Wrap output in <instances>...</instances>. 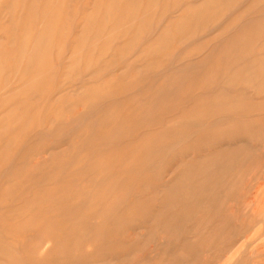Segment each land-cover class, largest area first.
I'll return each instance as SVG.
<instances>
[{
	"label": "rangeland",
	"instance_id": "374dc122",
	"mask_svg": "<svg viewBox=\"0 0 264 264\" xmlns=\"http://www.w3.org/2000/svg\"><path fill=\"white\" fill-rule=\"evenodd\" d=\"M0 97V264H264V0H0Z\"/></svg>",
	"mask_w": 264,
	"mask_h": 264
},
{
	"label": "bare ground",
	"instance_id": "6f19581e",
	"mask_svg": "<svg viewBox=\"0 0 264 264\" xmlns=\"http://www.w3.org/2000/svg\"><path fill=\"white\" fill-rule=\"evenodd\" d=\"M103 1H104V0H103ZM128 1H129V0H128ZM138 2H139V1H138ZM37 13H38V12H37ZM25 14H26V13H25ZM131 14H132V13H131ZM131 14H130V15H131ZM140 14H141V13H140ZM144 15H145V13H144ZM20 16H21V15H20ZM38 17H39V16H38ZM183 18H184V17H183ZM187 18H188V17H187ZM253 19H254V18H253ZM142 20H143V19H142ZM142 20H141V21H142ZM142 22H143V21H142ZM143 23H144V22H143ZM36 24H37V23H36ZM117 24H118V23H117ZM179 25H180V24H179ZM90 26H91V25H90ZM178 27H179V26H178ZM180 27H181V26H180ZM11 30H12V29H11ZM246 30H247V29H245V31H246ZM12 31H13V30H12ZM17 31H18V30H17ZM195 31H196V30H195ZM161 32H163V31H161ZM161 34H162V33H161ZM23 35H24V34H23ZM157 36H158V35H157ZM161 36H162V35H161ZM167 36H168V35H167ZM34 37H35V36H34ZM159 37H160V36H159ZM68 39H69V38H68ZM68 39H67V40H68ZM131 39H132V38H131ZM157 40H158V39H157ZM120 41H121V40H120ZM67 42H68V41H67ZM158 42H159V40H158L157 42H155V44L158 43ZM65 43H66V42H65ZM70 43H73V42H70ZM70 43H69V44H70ZM12 44H13V43H12ZM113 44H114V43H113ZM228 44H229V42H228ZM228 44H226V45H228ZM39 45H40V44H39ZM118 45H119V44H118ZM226 45H225V46H226ZM28 47H29V46H28ZM112 48H113V47H112ZM38 49H39V48H38ZM140 49H141V48H140ZM140 49H139V50H140ZM21 50H22V49H21ZM139 50H137V51H139ZM137 51H136V52H137ZM36 55H37V54H36ZM130 56H131V55H130ZM25 57H26V56H25ZM132 57H134V56H132ZM54 67H55V66H53V68H54ZM56 67H57V66H56ZM172 67H173V66H172ZM194 67H195V66H194ZM248 67H250V66H248ZM169 68H170V67H169ZM52 72H55V70L52 71ZM56 73H57V72H56ZM51 74H52V73H51ZM53 76H54V74H53ZM51 78H52V77H51ZM53 78H54V77H53ZM55 78H57V77H55ZM9 79H10V78H9ZM14 80H15V79H14ZM48 82H49V81H48ZM10 83H11V82H10ZM48 85H49V83H48ZM11 89H12V88H11ZM54 89H55V88H54ZM54 89H53V90H54ZM8 90H9V87H8ZM44 90H45V89H44ZM48 90H49V89H48ZM55 90H57V89H55ZM62 91H63V90H62ZM8 92H9V91H8ZM44 92H45V91H44ZM46 92H48V91H46ZM53 93H54V92H53ZM54 94H55V93H54ZM1 95H2V94H1ZM49 95H50V94H49ZM3 96H4V95H3ZM41 97H43V96L41 95ZM47 97H48V96H47ZM0 98H1V97H0ZM49 98H50V97H49ZM139 98H140V97H139ZM40 101H41V100H40ZM40 101H39V102H40ZM43 102H45V101H43ZM38 105H39V103H38ZM41 105H42V104H41ZM40 108H41V107H40ZM44 108H45V107H44ZM153 108H154V107H153ZM2 109H3V108H2ZM44 110H45V109H43V111H44ZM152 110H154V109H152ZM145 113H147V112L145 111ZM34 117H35V116H34ZM34 120H35V118H34ZM43 121H44V120H43ZM36 122H37V121H36ZM34 123H35V122H34ZM122 123H123V122H122ZM118 124H120V123H118ZM118 124H117V125H118ZM6 125H7V124H6ZM29 126H30V125H28V127H29ZM19 127H20V126H19ZM113 127H115V126H113ZM119 127H120V126H119ZM6 129H7V128H6ZM113 129H114V128H113ZM7 130H8V129H7ZM1 131H2V130H1ZM15 132H16V131H15ZM18 138H19V137H18ZM5 140H6V139H5ZM18 140H19V139H18ZM0 142H1V141H0ZM56 147H57V146H56ZM56 147H55L54 149H56ZM57 148H58V147H57ZM30 155H31V154H30ZM32 155H33V154H32ZM37 156L39 157V155H37ZM7 159H8V157H7ZM4 160H5V159H4ZM7 163H8V162H7ZM26 164H27V163H26ZM7 165H8V164H6L5 166H7ZM28 165H29V164H28ZM25 166H26V165H25ZM19 168H20V167H19ZM24 168H25V167H24ZM22 170L24 171V169H22ZM22 170H21V173H22ZM19 171H20V170H19ZM4 172H5V171H4ZM4 172H3V173H4ZM17 173H18V171H17ZM21 173L19 172V175H21ZM27 173H28V172H27ZM22 174H24V173H22ZM25 174H26V171H25ZM25 174H24V175H25ZM29 174H31V172H30ZM35 174H36V173H35ZM37 174H38V173H37ZM24 175H23V176H24ZM33 175H34V174H33ZM12 176H13V173H12ZM35 176H36V175H35ZM35 176H34V179H32L31 177H30V178H31L32 180H35ZM18 177H19V176H18ZM21 177H22V176H21ZM26 177H28V175H27ZM24 178H25V177H24ZM28 178H29V177H28ZM18 179H19V178H18ZM21 179H23V178H21ZM21 179H20V180H21ZM41 180H42V178H41ZM14 181H15V180H14ZM39 181H40V180H39ZM12 182H13V181H12ZM12 182H11V183H12ZM29 182H30V181H29ZM32 182H34V181H32ZM37 182H38V178H37ZM16 183H17V182H16ZM29 189H31V188H29ZM38 189H39V188H38ZM38 189H37V191H38ZM15 191H16V192L18 191L17 188H16ZM79 191H80V190H79ZM9 192H10V190H9ZM13 192H14V191H13ZM28 192H29V191H28ZM80 192H81V191H80ZM24 194H25V193H24ZM74 194H75V193H74ZM77 194H78V192H77ZM71 195H72V194H71ZM24 198H25V197H24ZM33 198H34V197H33ZM35 198H36V197H35ZM22 201H23V200H22ZM32 201H34V200L32 199ZM49 211H50V210H48V212H49ZM51 211H53V210H51ZM55 214H56V213H55ZM51 215H52V214H51ZM57 216H58V215H57ZM57 216H55V217H57ZM33 217H34V216H33ZM65 217H66V216H65ZM67 217H68V216H67ZM44 223H45V222H44ZM45 224H46V223H45ZM47 234H48V233H47ZM49 235H50V234H49ZM29 237H31V236H29ZM29 237H28V238H29ZM34 238H35V237H34ZM34 238H33V239H34ZM1 262H2V261H1ZM4 263H5V262H4Z\"/></svg>",
	"mask_w": 264,
	"mask_h": 264
}]
</instances>
